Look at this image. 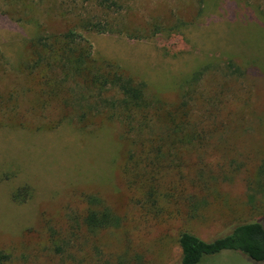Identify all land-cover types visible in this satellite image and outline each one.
I'll return each mask as SVG.
<instances>
[{
	"label": "rangeland",
	"instance_id": "374dc122",
	"mask_svg": "<svg viewBox=\"0 0 264 264\" xmlns=\"http://www.w3.org/2000/svg\"><path fill=\"white\" fill-rule=\"evenodd\" d=\"M97 1L0 0L3 264H111L123 256L179 264L182 230L211 241L236 224L264 220V0H118L110 9ZM81 19L123 27L122 34L75 29L97 62L144 84L161 118L186 114L201 136L180 169L159 171V192L170 191L179 205L146 208L141 165L130 164L120 123L95 111L78 122L74 110L47 94L38 71H30L31 42ZM66 87L73 101L75 87ZM25 187L29 195L15 201ZM89 193L120 224L86 240L79 230L71 256L60 259L49 249L47 227L63 234L66 218L83 212ZM199 264L261 263L225 250Z\"/></svg>",
	"mask_w": 264,
	"mask_h": 264
},
{
	"label": "trees",
	"instance_id": "16d2710c",
	"mask_svg": "<svg viewBox=\"0 0 264 264\" xmlns=\"http://www.w3.org/2000/svg\"><path fill=\"white\" fill-rule=\"evenodd\" d=\"M97 2H108L107 9H110V5L119 6L118 0ZM78 24L80 28H84L83 30L99 34L125 32L120 25L117 28L113 27V22L102 23L81 19L77 27L64 33L37 36L31 42L30 71H38L40 82L47 94L56 98L64 108L74 110L78 122H85L86 115H92L91 111H95V115H102L107 121L115 120L120 123L130 147L128 159L134 161L130 164L134 168H136L135 165H141L138 175L145 180V189L141 198L145 200L146 208L162 210L165 202L179 205L178 198L170 191L159 192L158 175L160 170L174 172L180 169L185 156L193 153V151L190 152V146L194 147L202 142L201 136L194 134L197 133L195 125L189 121L186 114L179 117L173 114L161 118L154 108L155 101L146 96L143 83L124 75L112 64L105 65V62L100 63L92 58L90 42L75 29L79 28ZM158 31L159 28H156L155 32ZM66 82H71V85L75 87L73 101L69 96ZM135 160H139L140 163H136ZM259 170V174L263 175L264 165ZM195 182L197 184L198 180ZM203 188L208 189V186L203 183ZM175 189L177 192L178 187L175 186ZM22 191L19 194L14 193L15 201H20L22 197L30 193L27 187ZM82 197L83 212L66 218L67 225L63 234L56 226L47 227L49 249L60 259L64 254L67 258L71 256L68 249L79 238L77 235L79 230L85 231L84 240H86L90 235L120 224L119 217L100 196L89 193ZM197 200L195 197L190 206L193 213L198 206ZM201 203L204 204V201H200ZM69 239L72 243H69ZM177 243L181 252L179 264H199L204 256L218 254L225 250L239 251L251 260L264 264V220L236 224L226 234L211 241H205L187 230H182L178 235ZM66 257L64 258L67 259ZM5 259L6 255L0 253V264H3ZM105 264L110 263L105 262ZM111 264H143V261L139 256L131 259L123 256Z\"/></svg>",
	"mask_w": 264,
	"mask_h": 264
}]
</instances>
